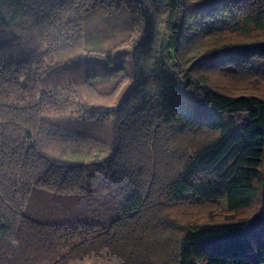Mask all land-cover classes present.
<instances>
[{
  "label": "trees",
  "instance_id": "trees-1",
  "mask_svg": "<svg viewBox=\"0 0 264 264\" xmlns=\"http://www.w3.org/2000/svg\"><path fill=\"white\" fill-rule=\"evenodd\" d=\"M98 6L131 17L130 83L100 121L119 84L52 80L90 58ZM258 31L264 0H0V264H264V95L214 80L264 83V38L224 39ZM217 202L220 220L165 213Z\"/></svg>",
  "mask_w": 264,
  "mask_h": 264
},
{
  "label": "rangeland",
  "instance_id": "rangeland-1",
  "mask_svg": "<svg viewBox=\"0 0 264 264\" xmlns=\"http://www.w3.org/2000/svg\"><path fill=\"white\" fill-rule=\"evenodd\" d=\"M131 28V17L125 6L119 8L116 12H108L105 6H98L93 11L83 17V46L90 53V58L80 60L76 63L65 65L57 71L53 77V83L67 85L72 81H81L85 75L94 76V80L99 90L105 94L112 93V87L119 84L118 94L113 101L107 100L97 109V119L106 120L112 118V107L119 102L126 87L130 83L131 71V52L128 49H120L121 44L128 37ZM255 38H264V32H253L247 36H238L233 33H227L224 37L228 42L251 41ZM117 50V51H116ZM112 54V60L106 58V54ZM198 54V48L189 51L185 56L186 60H192ZM125 76V77H124ZM124 77V81L119 83ZM214 80L224 89H233L236 93H256L264 95V83L260 86L253 85L242 80L234 78H222L214 75ZM109 101V102H108ZM165 213L172 218L171 222L177 226L180 224H189L196 217L201 222L216 219L220 220L225 216L222 204L213 203L206 205L193 204H169L165 206ZM67 210H60L49 218L52 220L76 219L75 216L66 213ZM254 210H245L237 214L239 217H250ZM177 230L175 234L177 235ZM159 231L152 233V236L158 237ZM170 234V233H169ZM175 234L172 237L175 238ZM169 264V263H168Z\"/></svg>",
  "mask_w": 264,
  "mask_h": 264
}]
</instances>
